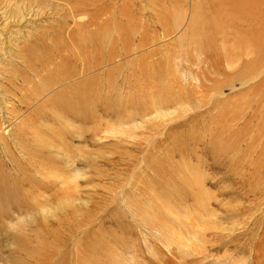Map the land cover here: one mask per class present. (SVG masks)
<instances>
[{
    "label": "rangeland",
    "instance_id": "1",
    "mask_svg": "<svg viewBox=\"0 0 264 264\" xmlns=\"http://www.w3.org/2000/svg\"><path fill=\"white\" fill-rule=\"evenodd\" d=\"M124 1L111 4L120 8ZM127 4L141 9L143 15L133 19L144 23L146 45L159 42L150 49H157L156 61L145 59L147 65L141 73L137 59L143 56L138 55V37L133 39L131 51L137 57L123 71L119 68L112 77L101 80L99 99L91 98L87 88L76 94L60 86L63 78L55 75L61 76L58 72L65 66L50 62L44 49L52 48L49 42L48 47L34 50L36 60L28 63L30 67L11 59L10 52L23 46V36L46 31L51 39L52 31L33 30L31 24L15 30L0 27V48L7 53L4 59L0 57V90L8 95L4 103L15 113L16 119L10 117L13 125L19 127L35 117L38 130L31 131H38L47 145L36 156V165L43 164L42 175L36 171L28 175L49 185L39 191L26 187L25 196L34 195L26 200L22 212L13 209L25 197L20 195L17 173L5 164L0 144V264H264V63L258 66L250 55L234 68L226 64L224 52L202 48V38L193 44L191 24L194 19L202 21L198 0H129ZM55 14H44L26 24L74 26L70 12ZM126 18L120 22L128 30ZM165 26L169 29L162 28ZM119 34L113 31L108 47L114 43L121 51L126 38ZM105 52L108 57L109 51ZM54 82L60 87H53ZM166 87L171 94L182 93L183 106H166L157 97L166 95ZM191 90L197 102L188 96ZM72 93V102L89 93L87 120L62 109ZM3 99L0 96V102ZM22 99L29 101L28 107L18 106L16 100ZM133 99L139 100L138 105H133ZM111 103L117 108L125 105L121 110L109 109ZM153 107L157 115L165 117L147 121L151 115L146 111ZM56 141L60 144L55 147L64 152L54 149L53 155L49 147ZM68 159L85 173L70 193L76 199L73 205L62 200L64 188L55 184L58 181L47 179L48 172L66 170ZM188 181L199 182L201 187L191 189ZM11 207L19 216H28L21 226L11 224L17 220L12 213L6 215ZM43 209L50 214L46 216ZM195 231L203 236L200 244L191 239Z\"/></svg>",
    "mask_w": 264,
    "mask_h": 264
},
{
    "label": "bare ground",
    "instance_id": "2",
    "mask_svg": "<svg viewBox=\"0 0 264 264\" xmlns=\"http://www.w3.org/2000/svg\"><path fill=\"white\" fill-rule=\"evenodd\" d=\"M111 1L115 2V5L119 4L118 0H108V2L107 0H0L1 30H15L14 28L17 26H19L18 29H21V27L23 28L24 26H27V25L29 27V25L31 24L32 27L34 26L33 30H39V29L41 31L48 30V32L50 30L52 31V36H54V38L48 39L49 35L46 34L47 33L46 31H44L43 33H39L38 35L34 37L30 34H28L27 37L23 36L22 37L23 46L17 45L16 50H12V52H10L11 59L14 62L16 61V62L21 63L22 65H24V67L25 65L27 66L28 63L32 64L33 61L31 62V60L32 59L36 60V54L34 53V50L35 49L37 50L38 48H40L39 50H42L43 46L48 47L46 44L49 42L52 48L50 49L48 47L44 49L48 54L47 56H49L50 58V62L55 65L62 64V66L63 65L65 66V69L63 68L64 66L63 67L61 66V68L64 69V71L61 70L62 72H58V73H61V76L55 75V77L63 78L60 82V86H63V85L64 87L68 86V88L65 87V89H67V91L70 90L71 92L75 90L76 94L84 93L82 89L87 88V90L90 91V95L92 96L91 98L93 97L97 98L98 94H101V91L99 90V87H98L100 84H103L101 80H103L105 77L107 78V76L112 77V75H114L118 71L119 68H121L120 71L121 70L123 71L124 67L129 66L130 62L133 61L137 57L135 55V52L131 51V46L134 42L133 39L135 40L138 37V43L141 48L140 50L141 53L138 52V55L143 56V58L138 57L137 59L139 60L138 70L139 69L142 70L141 73H143L144 68L147 65V62H145V59L147 60L154 59V61H156L155 56H157V53H158L157 49H153V50H150V49L155 48L157 45H159V42L157 40L154 41V45H151V47L146 45L148 33H147L146 28L143 30L144 23L141 20H139V22H135V19H133L136 15L138 16L143 15L141 12V9L139 8L135 9V7H132V5H128L127 1L129 0H125L124 5H121L120 8L111 4ZM197 9L199 10V15H201L202 17V21H196V19H194L191 24V26H193L192 28L194 29L190 32L192 34L191 35L189 34L190 36L189 38H191V40L190 39L189 40L193 44L197 43L199 37L202 38V41H203L202 48H204V46L206 47L208 46L210 47L209 48L210 50L211 48L213 49L215 48L216 52L217 50H220L218 51L220 53L224 52L225 58H226V61H225L226 64L228 65L229 63L231 66L234 65V68L236 66L235 64L244 60V58H248L250 55H254L258 63V66L261 67V64L264 63V0H198ZM60 11L70 12L72 14L70 16L74 15L73 23H72L74 26L69 27L70 26L69 24L64 25L63 22H60L57 24H54L55 23L54 22L53 23L54 25H52L51 27L39 26V25L33 24V22L26 24L28 21L30 22L31 19L34 20V18H40V16H43L44 14L45 15L54 14V16H56L55 13L60 12ZM60 15L61 14H58V16ZM126 17L129 19H127ZM125 18L128 20V24H127L128 30H126V26H123L122 23L120 22V20L125 19ZM159 26L161 25L159 24ZM166 26L162 28L165 29ZM240 27L247 28V31H251V33L249 32L246 33L245 31L240 32L241 30H245V29H240ZM249 28H251V30ZM166 29H169V28H166ZM170 29L172 30V28ZM71 30H74L72 34H70ZM60 31L61 33L59 34ZM113 31L119 32L126 39L127 37H130L129 40H126V39H125L126 41L124 40V45L122 46L121 51L117 49L114 43L110 44V46L108 47V44L111 43V40L113 38ZM210 33H213L214 37L211 38ZM105 48L109 50H105ZM105 51H109L108 57H106ZM203 51L204 49L202 50V52ZM76 52L79 54L80 57L78 58L82 60L81 62L78 61V58L76 59ZM121 52L123 53L121 54ZM39 53L40 52H38V54ZM132 53H134L133 56L131 55ZM224 53H223V57H224ZM89 54L91 55L95 54V55H92L93 58H89L91 57L89 56ZM5 56H7V53L5 52L4 48H0V57L4 59ZM216 58H218L217 55H216ZM29 64L28 66L30 67ZM33 67L34 66H32V68ZM128 70H131V69H128ZM131 75H132V72H131ZM123 80L125 79H122V81ZM106 81L108 83L111 82V80H108V79ZM55 84L57 85V83L54 82L53 87H55ZM13 85H16V84H13ZM49 86H52V85H49ZM46 88H47V85H46ZM109 88L110 87H108V89ZM168 88L169 87H166L164 90L166 91ZM16 89H19V88L16 87ZM170 91L171 90H169L168 92ZM60 92H63V91H60ZM108 92L106 94H109ZM168 92L165 93L166 95L164 97L162 95L161 96L157 95V97L160 99H164V102H166L165 104L166 106L170 104L183 106L182 103L184 100H182L183 99L182 93L174 92L173 94H171L170 92V95H169ZM187 93L190 98L195 97L194 96L195 92H193L192 90L190 93L189 91ZM6 94L7 92L0 90V96L4 98L3 102H0L1 103L0 144L3 146V151L5 155L4 156L5 164L7 166L9 165L10 167H12V169L17 173L18 180L16 183L18 184V188L20 187V189H22L21 191L19 190L20 195H22V197H25V198H21V202H16L14 204L16 205L15 206L16 208H13V209L22 212L23 211L22 208L26 206L25 205L26 200H30L31 197L34 195L32 194V196H25L24 192L26 190V187L38 189V191H39V188H42L41 190H46L47 188H49V185H42L41 180H38L36 178H29L30 176L28 175L30 173H35L34 171L37 172L35 174L42 175V173L40 172V168L43 167V164L38 163L36 165V163L39 162L37 161L39 157H36V156H38V153H37L38 150L40 148H45L47 143L44 137L43 138L40 137L38 131H34V130H33L34 132L31 131L32 129L38 130L37 124L34 121L35 120L34 116H31L26 120L24 119L25 120L24 123H21V124L18 123L20 124L19 127L16 125H13L14 122L12 123L11 121L12 119L10 117L12 116V118H14L15 113L9 110L4 103V101L8 100L7 98L8 95ZM71 95H72L71 101H67L66 102L67 105L64 104L63 102V104L61 105L62 109H65L64 111H69L71 114H74L76 117L80 118L81 120L84 119L83 121L87 120V117L90 116L88 109H89V103L91 101L88 103V100H87L88 98H90L89 93H86V98L80 99L81 97L80 96L74 102H72L73 93ZM197 95H199V93ZM150 96L156 98L152 93ZM196 99L198 98L195 97V101ZM56 100L53 101V103L58 104V101L56 102ZM137 100L133 99L132 102L135 103L133 104L134 106L138 105L137 102L139 100L138 101ZM195 101L194 103L197 102ZM11 102L13 103V101ZM16 102H18V106L22 104L28 107L30 104L29 101H26L24 99L19 100V101L16 100ZM160 103L163 104L162 102ZM112 105H113L112 103L107 104V107L109 109L113 108V109L121 110L125 104L122 105L120 108L114 107ZM130 105H132V103ZM196 105L197 103L195 104V108H196ZM55 106L56 105L53 106V109ZM162 106L163 105L155 109H158V108L160 109L162 108ZM58 107H60V104H58ZM199 108H201L200 105H199ZM155 109L153 107L152 109L146 111L148 115H151L150 119H147V121L151 122L154 119H156L158 116L165 117V116L157 115L154 111ZM212 109L214 108L212 107ZM58 110L61 111L60 109ZM43 111H46V110H43ZM34 112L37 113L39 111L35 110ZM154 114H156V117H153ZM38 115H41L40 112ZM37 117L39 119V116ZM14 119H16V117ZM142 122H146V121H142ZM137 126H140V124H138ZM39 129L41 128L39 127ZM58 138L60 140L62 139L61 136ZM39 143L41 146L44 145V147H41ZM55 144H58V142L57 141L54 142V145L51 144V146L49 147L51 154L53 155L55 154L54 149H58V153L61 152L62 150L64 152V149H61L60 147H55ZM55 163H56L55 161H52V164H55ZM5 164L3 163L4 166ZM64 164H65L66 170L61 171V173H54L52 171L48 172L51 175H49L47 179L58 181L55 184L60 185L64 188V192H63L64 196L62 200H64L65 203L68 205H73L76 202V199L72 198L70 196V193L74 190V188L78 187L79 180L83 177L85 178V173H81L79 169H75V165L77 163L71 161V159L66 160ZM21 176L24 177L23 180L20 179ZM187 185L192 187L191 189H193L194 187L196 188L201 187L199 182H194V181H188ZM197 197L196 199H198ZM16 212H13L12 207H11V208H8V210L6 211V215L12 216L13 214L14 216H16L17 218L16 223L13 224V222H11V224L14 226L15 225L21 226L25 221L28 220V216L27 217H24L25 215L19 216V214H16ZM43 212L47 216L50 214L51 211L49 212L47 209H43ZM165 229H168V227L165 226ZM201 235L202 234H200V231L199 232L195 231L191 239L195 240L196 241L195 243L200 244V241L198 240L203 238V236Z\"/></svg>",
    "mask_w": 264,
    "mask_h": 264
}]
</instances>
